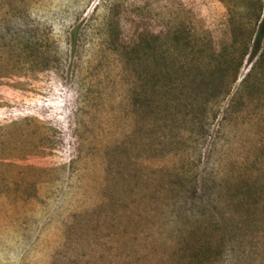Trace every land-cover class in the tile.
I'll list each match as a JSON object with an SVG mask.
<instances>
[{"label":"rangeland","instance_id":"374dc122","mask_svg":"<svg viewBox=\"0 0 264 264\" xmlns=\"http://www.w3.org/2000/svg\"><path fill=\"white\" fill-rule=\"evenodd\" d=\"M261 6L0 0V264H174L197 179L253 174L264 216Z\"/></svg>","mask_w":264,"mask_h":264},{"label":"trees","instance_id":"16d2710c","mask_svg":"<svg viewBox=\"0 0 264 264\" xmlns=\"http://www.w3.org/2000/svg\"><path fill=\"white\" fill-rule=\"evenodd\" d=\"M259 22L257 47L254 50L259 59L245 81L247 84L248 81L250 84L253 81L251 85L255 86L261 81L260 71L264 69V0ZM260 49L261 53H258ZM230 59L233 60V54ZM235 80L234 78L233 81ZM245 92L246 89H241L239 95L233 96L231 102L243 105L242 95ZM204 94L210 95V91L207 90ZM216 108L217 103L210 100H205L198 107L197 116L201 132ZM213 117L217 118V112ZM244 174L237 177L229 174L223 181L221 194H212L215 196L213 200L209 182L206 180L204 182L197 179L191 191L185 189L178 193V198L184 199L179 203L180 207L176 212L173 211L176 219L180 224L186 221L191 223L184 226L179 234V242L169 249L172 256H175L174 264H253L258 260V237L252 238L248 245L246 241L251 233L261 231V225H264L261 211L263 198L259 191L263 188V183L253 174ZM212 182L216 183V180L213 179ZM189 192L191 195L188 196Z\"/></svg>","mask_w":264,"mask_h":264}]
</instances>
